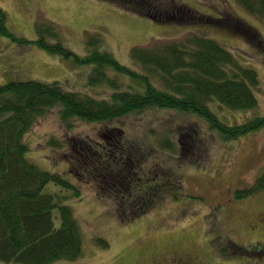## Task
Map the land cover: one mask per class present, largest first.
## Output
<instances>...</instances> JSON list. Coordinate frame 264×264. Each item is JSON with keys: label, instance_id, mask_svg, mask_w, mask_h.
Listing matches in <instances>:
<instances>
[{"label": "rangeland", "instance_id": "rangeland-1", "mask_svg": "<svg viewBox=\"0 0 264 264\" xmlns=\"http://www.w3.org/2000/svg\"><path fill=\"white\" fill-rule=\"evenodd\" d=\"M179 1L195 14L194 22L159 23L112 0H0V6L9 29L26 39L59 41L78 55L106 50L135 70H139V64L131 55L134 46L183 43L195 34L210 37L243 66L254 69L259 78L253 88L257 104L252 108L230 109L215 99L210 102L218 119L233 126L264 115V20L237 0ZM93 69L92 64L79 66L35 44L21 45L0 35V83L34 79L56 82L63 90L83 95L109 97L113 87L105 80L91 81L90 77L98 79ZM108 74L118 82L117 89L136 86L117 72ZM155 84L163 88L161 82ZM58 109L52 107L45 112L25 134L27 156L41 169L58 173L78 187L80 197H73L52 182L45 192L62 194V203L71 207L80 224L83 243L77 259L61 258L49 264H171L176 256L192 264H264V218L260 216L264 214V188L242 198L235 195L239 189L254 185L264 170V126L234 139H222L200 116L175 109L147 108L107 122L71 119V126L62 123ZM161 130L168 136L172 132L180 143L183 160L179 163L195 160L198 164L180 165L178 159L168 160L165 151L153 153L182 176L184 195L121 221L112 198L98 197L94 185L77 173L79 166L73 164L72 155L85 144L121 139V132L134 140L143 139L144 145L147 140L156 145L154 135L162 134ZM178 131L184 133L179 135ZM53 216L57 226L60 220L56 209ZM231 241L234 247H230ZM238 245L243 254L220 252L223 248L237 250Z\"/></svg>", "mask_w": 264, "mask_h": 264}, {"label": "trees", "instance_id": "trees-1", "mask_svg": "<svg viewBox=\"0 0 264 264\" xmlns=\"http://www.w3.org/2000/svg\"><path fill=\"white\" fill-rule=\"evenodd\" d=\"M112 1L159 23L195 21V14L179 0ZM237 2L264 20V0ZM0 35L21 45L35 44L70 58L79 66L92 64L98 79L90 77V80H105L113 87L109 97L97 98L63 90L56 82L9 79L0 83V263L49 264L61 258L74 260L81 254L82 229L71 207L62 203V194L45 192L46 185L52 182L61 190L70 191L73 197H80L78 187L58 173L41 169L27 156L25 134L52 107L58 106L60 120L67 126L72 125L71 119L107 122L147 108L196 114L215 128L222 139H234L264 126V115L227 125L210 107L214 99L230 109L254 107L257 98L253 88L259 84V78L254 69L243 66L226 47L205 35L195 34L183 43L159 42L157 47H132L131 55L138 62L139 70L120 63L106 50L78 55L59 41L52 43L41 37L26 39L9 29L1 6ZM110 71L133 80L136 86L117 89L119 84L111 79ZM154 71L157 73L151 74ZM155 81L161 82L163 88ZM161 133L164 135H154L158 139L156 145H150L148 140L144 145L143 139L134 140L121 132V139L108 144L83 143L85 148L80 147L72 155L73 164L80 167L77 173L94 185L98 197L112 198L121 221L149 213L183 194L182 176L153 153L165 151L168 160L178 159L180 165L198 164L195 160L179 163L183 160L179 155L180 143L172 137V132V136L163 130ZM183 133L178 131L179 135ZM54 143L61 146L59 140ZM259 188H264V170L254 185L239 189L235 195L242 198ZM54 209L59 213L57 226ZM99 241L107 245L103 239ZM233 243L230 247L235 246ZM220 252L238 255L245 251L239 246L237 250L223 248Z\"/></svg>", "mask_w": 264, "mask_h": 264}, {"label": "flooded vegetation", "instance_id": "flooded-vegetation-1", "mask_svg": "<svg viewBox=\"0 0 264 264\" xmlns=\"http://www.w3.org/2000/svg\"><path fill=\"white\" fill-rule=\"evenodd\" d=\"M263 215L262 217L264 218V214H260V216ZM254 244H258L257 242L254 243ZM261 247L257 248L258 251H260ZM258 251L254 252V253H258ZM259 254V253H258ZM171 264H192L191 261L189 259H185L183 257H179V256H176L174 258H172V261H171Z\"/></svg>", "mask_w": 264, "mask_h": 264}]
</instances>
